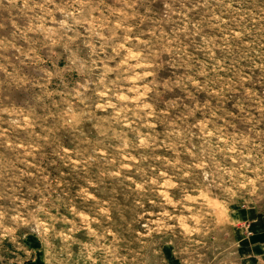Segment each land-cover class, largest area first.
<instances>
[{"label":"rangeland","instance_id":"1","mask_svg":"<svg viewBox=\"0 0 264 264\" xmlns=\"http://www.w3.org/2000/svg\"><path fill=\"white\" fill-rule=\"evenodd\" d=\"M0 264H264V0H0Z\"/></svg>","mask_w":264,"mask_h":264}]
</instances>
